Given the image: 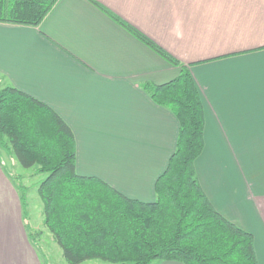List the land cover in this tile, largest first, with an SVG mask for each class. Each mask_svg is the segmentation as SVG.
<instances>
[{
    "label": "crops",
    "instance_id": "1",
    "mask_svg": "<svg viewBox=\"0 0 264 264\" xmlns=\"http://www.w3.org/2000/svg\"><path fill=\"white\" fill-rule=\"evenodd\" d=\"M99 5L188 65L205 118L197 179L223 216L252 233L264 264V0H56L37 26L0 22V86L63 118L78 174L150 202L179 124L142 84L172 80L180 67ZM31 245L0 159V264H40Z\"/></svg>",
    "mask_w": 264,
    "mask_h": 264
},
{
    "label": "trees",
    "instance_id": "2",
    "mask_svg": "<svg viewBox=\"0 0 264 264\" xmlns=\"http://www.w3.org/2000/svg\"><path fill=\"white\" fill-rule=\"evenodd\" d=\"M55 1L0 0V22L37 26ZM100 7L154 52L180 67L172 80L142 84L153 101L173 112L179 129L175 150L155 181V199L143 202L97 177L78 174L74 134L63 118L26 92L12 85L0 86V147L15 155L24 168L35 166L33 175L45 174L37 185L43 223L64 258L69 264L90 259L119 264H258L252 233L223 216L197 179L195 161L204 147L205 118L188 65ZM15 185L22 189L18 193L27 229L26 188Z\"/></svg>",
    "mask_w": 264,
    "mask_h": 264
},
{
    "label": "rangeland",
    "instance_id": "3",
    "mask_svg": "<svg viewBox=\"0 0 264 264\" xmlns=\"http://www.w3.org/2000/svg\"><path fill=\"white\" fill-rule=\"evenodd\" d=\"M4 173L12 183L24 185L26 201V218L28 239L34 248L40 264H69L62 254L61 247L53 240L49 230L43 223V203L37 192V185L45 174L33 175L35 166L24 168L16 156L0 147ZM20 176V177H19ZM21 193L22 189L16 187ZM27 221V222H26ZM40 233L39 236L36 234ZM159 263L158 261L155 264ZM79 264H119L102 259L85 260ZM153 264V262L151 263Z\"/></svg>",
    "mask_w": 264,
    "mask_h": 264
}]
</instances>
